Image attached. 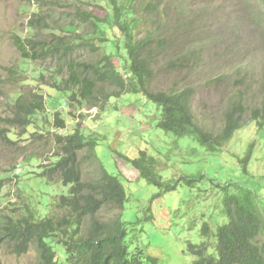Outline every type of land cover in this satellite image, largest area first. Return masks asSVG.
I'll return each instance as SVG.
<instances>
[{"label": "rangeland", "instance_id": "1", "mask_svg": "<svg viewBox=\"0 0 264 264\" xmlns=\"http://www.w3.org/2000/svg\"><path fill=\"white\" fill-rule=\"evenodd\" d=\"M133 8L135 40L152 39L146 52L154 70L152 91L190 89L191 107L198 124L217 133L229 104L244 99V119L260 106L264 92V7L260 0H125ZM103 20L83 25L75 12ZM100 40L96 54L79 45L84 39ZM31 40L42 46H66L78 61L113 56L115 66L129 67L125 39L114 23L109 0H0V235L7 219H18L28 206L36 219L59 218L57 206L69 187L48 173L58 160L57 135L71 134L77 124L87 137L98 138L95 154L106 171L119 178L126 201L121 219L129 238L157 264H191L195 257L188 244L204 241L201 229L210 228L209 253L215 254V233L227 222L223 199L249 190L264 202V126L248 123L216 153L193 137L176 138L156 128L161 110L142 94L112 97L103 111L69 101L53 74V58L24 60L15 41ZM105 40V41H104ZM42 97L45 110L31 123L14 120V102ZM58 113L64 129L53 126ZM27 126H24L23 123ZM250 145L247 171L239 161ZM145 152L154 159V173L164 184L181 177L163 193L149 184L128 160ZM88 162L82 165L86 173ZM90 168V167H89ZM91 169V168H90ZM60 264L64 250L53 243ZM0 264H39L34 246L22 255L0 240Z\"/></svg>", "mask_w": 264, "mask_h": 264}, {"label": "trees", "instance_id": "2", "mask_svg": "<svg viewBox=\"0 0 264 264\" xmlns=\"http://www.w3.org/2000/svg\"><path fill=\"white\" fill-rule=\"evenodd\" d=\"M264 7V0H260ZM113 9L114 23L125 39V50L129 67L121 72L113 62V56L84 62L72 58L74 52L53 46L44 49L31 40L15 41V47L24 60H40L42 56L56 60L55 79H59L60 90L69 92V101L88 110L103 111L112 97L124 94H142L160 110L156 128L171 133L176 138L193 137L211 153L219 152L234 133L254 123L258 129L264 126V92L259 107L250 110L249 121L244 119V99L229 104L223 114L222 127L217 133L205 130L197 123L191 107L190 89L152 91L154 70L145 55L152 39L135 40L131 21L133 8L125 0H109ZM75 18L83 25L93 27L95 35L103 20L76 11ZM100 40L96 37L84 39L87 51L96 54ZM105 41V40H104ZM14 120L29 123L37 114L44 112L42 97L26 100L20 95L14 102ZM25 122L24 126H27ZM31 123V122H30ZM53 126L64 129L65 121L56 113ZM77 124L71 134L57 135L54 143L58 149V160L51 164L48 173L56 177L63 186L69 187L67 196H60L57 206L65 211L59 218L36 219L28 206L18 219H7L0 240L12 247L13 253L22 255L34 246L39 264H60L53 243L60 245L66 256V264H157V260L145 255L143 249L129 238L128 225L122 221L126 194L118 177L109 174L95 154L98 138L87 137ZM250 145L239 161L243 172L251 157ZM139 175L163 193L176 189L181 182L192 185L194 179L181 177L172 184H164L154 173V159L140 152L136 159L128 160ZM88 162L84 175L82 165ZM91 169H90V168ZM249 190L240 194L226 195L223 199L227 222L216 229L214 250L210 254V228L204 225L201 235L204 241L198 245L188 244V251L195 257L191 264H264V202Z\"/></svg>", "mask_w": 264, "mask_h": 264}]
</instances>
